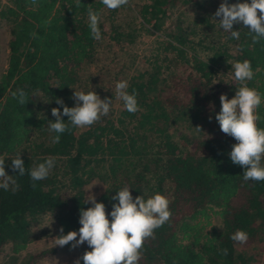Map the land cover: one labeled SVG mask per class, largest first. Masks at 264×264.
Returning a JSON list of instances; mask_svg holds the SVG:
<instances>
[{
	"label": "trees",
	"instance_id": "1",
	"mask_svg": "<svg viewBox=\"0 0 264 264\" xmlns=\"http://www.w3.org/2000/svg\"><path fill=\"white\" fill-rule=\"evenodd\" d=\"M177 1L145 0L116 9L123 12L130 40L139 32L163 35L155 40L162 51L127 79V91H135L139 111L127 112L120 100L114 114L86 128L73 127L62 116L70 131L54 144L56 134L48 131L49 122H55L51 109L63 111L55 100L75 106L78 73L94 60L98 40L90 34L88 8L99 16L108 9L100 0H80L79 6L76 0H38L37 5L0 0V20L8 25L6 63L0 71V159L19 185L15 192L0 189V252L6 244L11 255L22 250L30 241L32 221L42 214L52 215L55 238L61 227L65 235L77 231L80 211L92 207L84 186L97 180L104 187L96 202L105 205L106 214L118 203L111 198L125 186L134 199L158 193L170 201V220L145 241L138 264H248L249 256L235 252L237 242L230 237L243 230L247 245L264 240V181L243 179L245 169L229 157L236 141L220 131L215 117L221 109L219 97L224 94L230 100L241 87L233 64L247 60L255 75L246 83L262 95L257 126L264 129V39L253 44L242 24L233 26L232 31L240 33L233 39L215 17L203 21L193 42V30L183 31L176 22L163 27L165 7ZM223 2L212 0V12ZM244 2L250 0H227L229 5ZM195 44L209 55L199 58ZM18 89L27 94L24 106L12 96ZM90 91L98 95L102 89ZM17 155L24 162L23 176L11 169ZM50 157L55 167L49 176L33 182L30 170ZM212 215L220 220L217 230L206 228ZM108 219L111 222L110 215ZM72 249L71 243L61 248L54 241L35 257ZM86 251H91L87 243L80 246V257Z\"/></svg>",
	"mask_w": 264,
	"mask_h": 264
},
{
	"label": "clouds",
	"instance_id": "2",
	"mask_svg": "<svg viewBox=\"0 0 264 264\" xmlns=\"http://www.w3.org/2000/svg\"><path fill=\"white\" fill-rule=\"evenodd\" d=\"M38 0H30L32 5H37ZM101 4L109 10H116L128 5L129 0H100ZM80 5V0H76ZM90 34L93 39L100 40L102 34L99 28L100 16L91 7L87 11ZM215 17H219L220 28L230 33L231 38L239 39V31H232L234 24H242L252 35L253 44L264 39V0H250V3H237L229 5L227 0L220 4ZM35 37V34H32ZM234 79L241 87L235 92L232 99L222 94L220 99L221 109L215 119L220 131L232 137L236 143L232 145L229 153L234 165L245 169L243 179L245 181H264V129L258 128L257 122L261 119L257 110L262 103V95L256 89L249 88L247 81H251L255 75L250 61L235 62L233 64ZM128 82L120 81L116 84L117 97L123 101L125 110L131 114L139 111L136 93H128ZM19 104L25 105L28 97L23 89L12 93ZM74 107L64 105L62 99H56L59 108H52L51 115L55 122H49L48 131L55 133L52 143H59L61 134L70 131L68 123L62 120V116L68 117L73 127L86 128L97 123L101 117L107 116L111 109V99H101L96 92H73ZM199 131L200 129L197 128ZM55 167V158H47L44 162L30 170L33 182L46 179ZM11 169L20 176L25 174V166L20 155L11 160ZM35 183L32 187L35 188ZM13 192L19 189V185L13 176L5 172V160L0 159V189ZM130 188L125 186L111 199L118 201L112 204V211L106 214L105 205L97 203L95 197L88 200L92 207L80 211L77 231L63 234V227L59 229L60 235L54 240L57 246L63 248L71 243L75 249L87 243L91 251H86L74 264H138L142 257V249L146 240L154 238V232L163 226L171 218L169 208L170 201L161 194H155L151 198L144 199L137 196L135 199L130 193ZM111 217V222L108 216ZM78 237V239H77ZM238 244H245L249 237L243 230H237L231 237ZM227 254V250H223Z\"/></svg>",
	"mask_w": 264,
	"mask_h": 264
},
{
	"label": "rangeland",
	"instance_id": "3",
	"mask_svg": "<svg viewBox=\"0 0 264 264\" xmlns=\"http://www.w3.org/2000/svg\"><path fill=\"white\" fill-rule=\"evenodd\" d=\"M144 1L130 0L128 4L132 6V4H141ZM212 9V0L210 4L205 1L182 3L178 0L173 5L165 7L163 27L170 26L172 22H176L183 31L193 30L194 36L190 38L193 42H196L199 38L198 27L204 24L203 21H214ZM102 12L104 13L100 16L102 38L98 40L95 46L94 60L79 71L77 82L74 84L73 89H75V92L83 91L87 93L99 87L102 91L98 96L102 100L103 94L111 93V97L107 98L112 101L110 112L114 114L120 103L116 92L117 82L122 80L127 81L130 75L137 71H142L146 66L148 58L155 52L162 51L156 46L155 40H157L156 36L163 38V35L159 33L146 34L139 32V36L130 40L125 35V25L122 23L123 12L109 9H104ZM218 18L216 17V19ZM144 26L148 27L146 24ZM7 38L8 25L0 20V71L5 67L6 63ZM219 38L222 40L223 37ZM199 44L204 45L206 41H201ZM199 44L194 45V53L199 58H205L209 55V52L202 49ZM30 138H35V133H30ZM103 187V183L97 180H92L86 184L84 192L87 201L90 199V196L95 197L96 200ZM210 227L216 230L220 228V220L216 215L211 216L210 224L206 228L209 229ZM56 232V224L50 213L38 216L32 221L30 227V241L22 250L11 255L9 245L2 246L0 264H74V261L80 257L81 245L70 251H56L48 256L35 257V254L41 250L48 249L54 244ZM235 252H242L247 257L249 256L248 264H261L264 256V240L250 245L237 243Z\"/></svg>",
	"mask_w": 264,
	"mask_h": 264
}]
</instances>
